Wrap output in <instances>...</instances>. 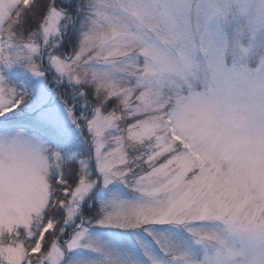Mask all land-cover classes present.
Listing matches in <instances>:
<instances>
[{"label": "snow or ice", "instance_id": "obj_1", "mask_svg": "<svg viewBox=\"0 0 264 264\" xmlns=\"http://www.w3.org/2000/svg\"><path fill=\"white\" fill-rule=\"evenodd\" d=\"M0 264H264V0H0Z\"/></svg>", "mask_w": 264, "mask_h": 264}]
</instances>
